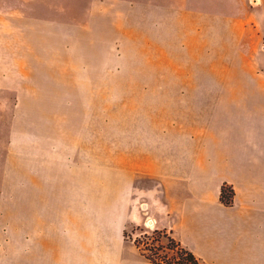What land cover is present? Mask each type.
Masks as SVG:
<instances>
[{
  "label": "crops",
  "instance_id": "1",
  "mask_svg": "<svg viewBox=\"0 0 264 264\" xmlns=\"http://www.w3.org/2000/svg\"><path fill=\"white\" fill-rule=\"evenodd\" d=\"M181 5L202 24L239 28L231 36L237 51L264 70V0ZM247 37L261 42L252 53L242 45ZM137 82L129 121L119 113L117 173L91 152L58 156L52 145L26 141L24 263L154 264L126 239L136 229L165 232L202 264H264V105H256L264 95L253 93L264 79ZM223 185L230 204L220 199Z\"/></svg>",
  "mask_w": 264,
  "mask_h": 264
},
{
  "label": "rangeland",
  "instance_id": "2",
  "mask_svg": "<svg viewBox=\"0 0 264 264\" xmlns=\"http://www.w3.org/2000/svg\"><path fill=\"white\" fill-rule=\"evenodd\" d=\"M182 3L0 0V264H25L26 141L52 145L58 156L85 159L91 152L117 173L119 113L128 121L132 116L137 80L264 79V70H253L248 54L237 51L231 36L239 28L202 24V15ZM260 44L247 37L242 45L252 53ZM260 62L264 66V55ZM253 93L264 95V87ZM145 234L133 229L125 237L160 257L173 256L166 237Z\"/></svg>",
  "mask_w": 264,
  "mask_h": 264
},
{
  "label": "trees",
  "instance_id": "3",
  "mask_svg": "<svg viewBox=\"0 0 264 264\" xmlns=\"http://www.w3.org/2000/svg\"><path fill=\"white\" fill-rule=\"evenodd\" d=\"M227 187V185H223L220 192V199L224 204H230L233 197L232 190ZM229 191L232 195V197H230L231 199H229ZM153 235H156L157 237H166L168 240L169 250L173 252V256L170 258H167L166 256L160 257L156 249H142L140 242L138 240H134V244L142 251V254L150 262L154 264H202V262L191 251L181 246L179 242L168 236L165 232L154 231ZM145 237L147 238L148 236L145 235ZM146 252H151V254H146Z\"/></svg>",
  "mask_w": 264,
  "mask_h": 264
}]
</instances>
